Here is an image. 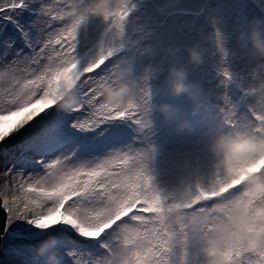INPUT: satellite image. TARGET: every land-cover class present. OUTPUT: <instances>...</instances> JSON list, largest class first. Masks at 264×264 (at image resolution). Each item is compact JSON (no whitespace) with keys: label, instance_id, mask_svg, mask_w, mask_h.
Masks as SVG:
<instances>
[{"label":"snow or ice","instance_id":"obj_1","mask_svg":"<svg viewBox=\"0 0 264 264\" xmlns=\"http://www.w3.org/2000/svg\"><path fill=\"white\" fill-rule=\"evenodd\" d=\"M78 3L0 0V142L18 135L22 146L33 152L21 156L13 167L20 169L21 192L40 197H26L17 205L15 218L9 202L15 203L17 196L3 197L6 217L0 219V240L5 246L9 240L32 242L47 230L56 236L58 248L68 253L63 264H76L78 259L90 262L108 254L119 243L113 234L122 230L143 244L136 255L138 264H170L174 247L179 248L183 264L188 244L194 246V254L204 257L194 264H204L210 253L208 239L217 225L227 221L228 202L239 186L215 195L223 183L216 176L206 188L188 192L183 207L199 218L195 228L154 219L167 211L169 202L151 186L145 171L147 154L126 142L129 127L148 125L149 89L141 84L135 100L124 108L100 103L99 93L111 82L112 70L104 54L88 63L77 59L78 24L72 21ZM126 14L124 8L111 17L117 29ZM69 64L76 65L72 72L53 78ZM65 81L76 83L81 104L71 113L45 111ZM82 111L87 112L83 119L71 120L72 114ZM53 166L64 169L63 183L42 187L38 181ZM221 205L222 210L214 207ZM34 210L43 214L35 218ZM96 232L100 234L93 235ZM213 255L222 264H264V257L243 250L234 237ZM22 264L41 260L33 255Z\"/></svg>","mask_w":264,"mask_h":264},{"label":"rangeland","instance_id":"obj_2","mask_svg":"<svg viewBox=\"0 0 264 264\" xmlns=\"http://www.w3.org/2000/svg\"><path fill=\"white\" fill-rule=\"evenodd\" d=\"M89 2L83 0L82 6ZM126 9L118 29L112 18L89 16L77 29L75 54L81 63L107 55L109 70L130 65L133 76L149 89L150 104L168 103L179 109L187 128L149 110L147 127L132 126L126 134V142L147 153L146 174L167 203L215 180V157L209 145L216 136L233 129L264 135V58L243 54L237 40L240 32L252 28L264 33V0H127ZM193 43L204 49L202 62L195 66L185 51ZM168 48L180 50L177 66L186 69L187 82L199 89L200 103L183 93L171 96L162 92L167 69L174 62ZM86 115L77 112L71 120ZM150 146L156 151H150ZM24 155L33 152L22 146L18 135L0 142L1 202L4 196L11 199L22 193L20 169L13 165ZM30 171L25 170L24 176ZM37 247L38 240H9L7 246L2 240L0 264H22L36 255ZM172 252L170 264H180L179 248ZM194 253V246L188 244L183 264L204 259Z\"/></svg>","mask_w":264,"mask_h":264},{"label":"clouds","instance_id":"obj_3","mask_svg":"<svg viewBox=\"0 0 264 264\" xmlns=\"http://www.w3.org/2000/svg\"><path fill=\"white\" fill-rule=\"evenodd\" d=\"M126 2L127 0H90L87 5L82 6L83 0H79L77 4L79 11L72 23H77L79 27L89 16L107 20L126 8ZM237 40L243 54L264 58V33L260 30L252 28L248 33L240 32ZM179 51L178 48L167 49L174 62L167 69L162 92L171 96L183 93L200 103L199 89L196 85L187 82L186 69L177 66L181 62V57L177 55ZM185 51L192 65H199L202 62L204 49L198 43H193ZM75 67V64H69L59 69L53 78L58 80L61 75L72 72ZM140 87L141 83L133 76L131 66L119 64L112 70L111 82L103 86L99 93L100 103L124 108L135 100ZM82 99L76 83L65 81L62 90L53 94L51 106L54 105L58 111L71 113L81 104ZM149 110L158 111L166 121L177 122L180 128L188 127L186 121L180 120L179 109L168 103H151ZM149 150L155 152L156 148L150 146ZM209 151L215 157L216 176L223 182L222 186L217 188L215 195L237 186L239 190L228 202L231 208L225 213L227 221L217 225L213 235L208 239L210 253L204 264H222L221 258L213 253L226 247L231 237L235 238L236 244L243 250L257 252L264 257V135L258 136L247 130L233 129L216 136L209 145ZM63 181L64 169L53 166L43 174L38 183L42 187L54 188ZM187 195L188 192H184L169 201L167 211L157 213L154 219L159 223L183 224L195 228L199 218L195 214L186 212L183 207ZM26 197L40 199L35 194L29 196L28 193H21L15 203L9 202L13 218L18 214L17 205ZM214 207L222 210L224 206ZM34 212L35 218L43 214L40 211L34 210ZM47 222L41 221V223ZM100 231H103V228ZM99 234V232L93 233V235ZM113 235L119 243L112 251L90 262L78 259L76 264H138L136 255L143 244L130 240L128 234L122 230ZM67 254L58 248L54 234L41 230L36 249V256L40 258L41 264H63Z\"/></svg>","mask_w":264,"mask_h":264},{"label":"trees","instance_id":"obj_4","mask_svg":"<svg viewBox=\"0 0 264 264\" xmlns=\"http://www.w3.org/2000/svg\"><path fill=\"white\" fill-rule=\"evenodd\" d=\"M183 13V12H182ZM77 54V53H76ZM6 217V212L3 209L2 202L0 200V219ZM1 245H2V240H0V252H1Z\"/></svg>","mask_w":264,"mask_h":264}]
</instances>
